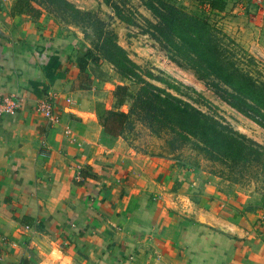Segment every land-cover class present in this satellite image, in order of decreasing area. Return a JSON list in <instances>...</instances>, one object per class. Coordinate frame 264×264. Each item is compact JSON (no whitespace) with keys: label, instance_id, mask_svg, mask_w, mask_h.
I'll return each mask as SVG.
<instances>
[{"label":"crops","instance_id":"0c3cea01","mask_svg":"<svg viewBox=\"0 0 264 264\" xmlns=\"http://www.w3.org/2000/svg\"><path fill=\"white\" fill-rule=\"evenodd\" d=\"M12 1L0 0V95L25 100L0 116V264H264V202L105 133L96 108H116L104 94L116 104L130 80L112 68L101 89L90 63L79 88L74 38L46 11L12 15ZM170 2L264 44V0ZM46 96L52 118L33 103Z\"/></svg>","mask_w":264,"mask_h":264},{"label":"trees","instance_id":"16d2710c","mask_svg":"<svg viewBox=\"0 0 264 264\" xmlns=\"http://www.w3.org/2000/svg\"><path fill=\"white\" fill-rule=\"evenodd\" d=\"M210 6L222 9L215 0ZM146 7L158 19L153 23L154 37L164 42L175 57L186 60L198 78H211L216 86L225 87L224 100L264 127V82L246 67L239 66L234 48L227 44L232 41L227 36L224 38L225 34L212 25L207 16L189 13L164 0H149ZM112 8L121 18L118 5ZM43 11L59 14L74 24H88L96 32L91 46L84 45L76 57L80 81L85 80V84H78L79 88H85L92 80L86 72L89 64H98L100 60L110 63L119 75L139 84L127 111L97 106L105 133L123 135L139 120L155 133L165 129L176 137H193L214 160L255 162L264 170V147L146 79L145 76L153 77V74L142 70L118 43L115 32L100 19H94L97 17L90 10H82L70 0L12 1V15L27 14L38 19ZM128 93L127 85L115 86L112 95L118 106L125 102Z\"/></svg>","mask_w":264,"mask_h":264},{"label":"rangeland","instance_id":"374dc122","mask_svg":"<svg viewBox=\"0 0 264 264\" xmlns=\"http://www.w3.org/2000/svg\"><path fill=\"white\" fill-rule=\"evenodd\" d=\"M70 1L82 10H90L98 18L94 19H100L107 28L115 32L118 43L128 51L130 57L142 70H149L153 74V77L145 76L146 79L190 102L202 112L214 116L264 147V127L224 100L225 87L216 86L211 78H198L186 60L175 57L164 42L154 37L153 23L158 19L146 7L149 0ZM164 1L189 13L204 16L205 11L203 8L200 10L201 7L189 8L183 7L181 3L176 5L170 0ZM113 5H118L120 8L121 18L112 8ZM144 9L150 12V18L143 14ZM52 16L61 34L74 38L76 45L74 49L77 51L82 52L81 48L84 45L91 46V42L95 40L96 32L88 24L68 22L59 14L52 13ZM217 18L216 15H208L210 23L225 34L224 38L227 36L232 41L227 44L234 48L235 56L240 61L239 66L246 67L256 78L264 82V44L251 43V40L243 41L236 32L226 28L225 24H219ZM247 57H251V60ZM112 68V65L104 60H100L98 64H90L89 72L93 74V80L101 86V89L102 86L109 85L105 83H115V80L119 79ZM130 81L127 83L129 93L122 105L113 104L114 99L110 93L104 94L106 102H109L111 107L124 111L129 109L133 96L139 88L138 83ZM121 136L132 147L139 148L142 153L154 156L163 162H170L180 171L202 174L212 179L219 178L221 181L238 185L249 195H256L261 202H264V170L261 169V164L214 160L193 137L190 139L176 137L165 129L155 133L139 120H136L133 127Z\"/></svg>","mask_w":264,"mask_h":264},{"label":"built area","instance_id":"2783aa9c","mask_svg":"<svg viewBox=\"0 0 264 264\" xmlns=\"http://www.w3.org/2000/svg\"><path fill=\"white\" fill-rule=\"evenodd\" d=\"M25 98L18 93L1 94L0 95V116L6 113L16 112L23 104ZM33 103L37 111L41 112L45 117L52 118V108L48 96L43 99H34ZM68 129H65V133Z\"/></svg>","mask_w":264,"mask_h":264}]
</instances>
